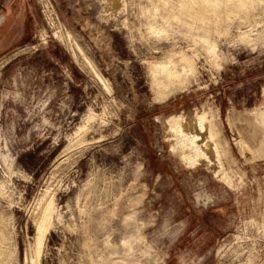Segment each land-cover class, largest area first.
Here are the masks:
<instances>
[{"label":"rangeland","instance_id":"374dc122","mask_svg":"<svg viewBox=\"0 0 264 264\" xmlns=\"http://www.w3.org/2000/svg\"><path fill=\"white\" fill-rule=\"evenodd\" d=\"M0 264H264V0H0Z\"/></svg>","mask_w":264,"mask_h":264},{"label":"bare ground","instance_id":"6f19581e","mask_svg":"<svg viewBox=\"0 0 264 264\" xmlns=\"http://www.w3.org/2000/svg\"><path fill=\"white\" fill-rule=\"evenodd\" d=\"M114 2V1H113ZM55 36L58 38H61L58 32L54 33ZM66 37L69 38V34L66 33ZM76 48L78 52L82 55L84 60L92 66L91 62L87 59L85 54H83L81 48L76 45ZM73 56L77 58V55L75 51L72 49ZM78 59V58H77ZM162 73L166 74L169 80L176 79L178 77V73L173 68H168L166 66H161ZM160 70V71H161ZM98 76V75H97ZM166 77V76H165ZM98 78H100L98 76ZM101 79V78H100ZM207 114L202 113L197 116L195 126L192 124L191 118L187 117L184 121V125L181 124L177 126L176 128H173L171 125V121L173 118H167L163 119L162 122L165 126H167L169 133H167L166 137H168L169 140L175 141L174 145H172V149L178 150L180 152L179 159L181 163L185 166H195L199 164L200 162H205L207 165L211 166L213 165L212 160L209 156L208 146L206 144V136L204 135V129H205V121H207ZM175 119V118H174ZM176 120V119H175ZM183 120V118H182ZM181 122V121H180ZM166 128V129H167ZM165 129V130H166ZM167 132V131H166ZM204 140V141H203ZM199 141H203L202 143H199ZM172 151V150H170ZM216 153L218 154L219 151L216 150ZM218 161H220V156L218 155ZM213 170V175L216 176V178H219V172ZM50 202V201H49ZM48 203V202H47ZM46 203V207H44L41 215L36 220L35 226H36V234H35V258L34 260L37 262L39 259V252L41 249V245L43 242V239L45 237V234L47 233L48 219L50 216V212L52 210L51 203ZM38 259V260H37Z\"/></svg>","mask_w":264,"mask_h":264}]
</instances>
